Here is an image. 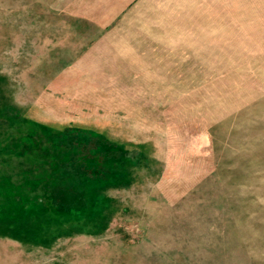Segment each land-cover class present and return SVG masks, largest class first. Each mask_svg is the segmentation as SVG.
Segmentation results:
<instances>
[{"label":"rangeland","instance_id":"obj_1","mask_svg":"<svg viewBox=\"0 0 264 264\" xmlns=\"http://www.w3.org/2000/svg\"><path fill=\"white\" fill-rule=\"evenodd\" d=\"M0 264H264V0H0Z\"/></svg>","mask_w":264,"mask_h":264}]
</instances>
